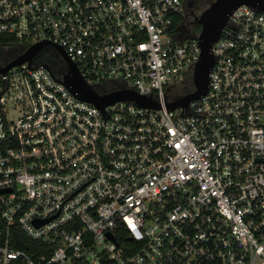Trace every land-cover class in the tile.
Instances as JSON below:
<instances>
[{
  "label": "built area",
  "instance_id": "built-area-1",
  "mask_svg": "<svg viewBox=\"0 0 264 264\" xmlns=\"http://www.w3.org/2000/svg\"><path fill=\"white\" fill-rule=\"evenodd\" d=\"M191 3L0 0L23 53L59 45L99 95L161 105L101 109L35 58L0 71V264H264V12L238 6L208 92L165 110L201 53L175 26Z\"/></svg>",
  "mask_w": 264,
  "mask_h": 264
},
{
  "label": "water",
  "instance_id": "water-1",
  "mask_svg": "<svg viewBox=\"0 0 264 264\" xmlns=\"http://www.w3.org/2000/svg\"><path fill=\"white\" fill-rule=\"evenodd\" d=\"M242 4L250 5L264 12V0H214L195 17V22L201 26L198 35V43L201 48V53L192 76L195 90L173 102H162L165 110H173L178 107L186 108L191 101L204 96L208 92L210 74L214 62L212 46L221 35L222 29L228 21V17ZM46 44L51 43L43 41L31 46L27 51L13 59L6 66L0 67V71H7L11 67L24 62L31 63L35 55ZM51 45L55 46L69 66V72L64 76L62 82L78 98L93 103L101 109L109 104L125 100L135 101L139 106L143 107H161L158 102H155L150 98L125 90L99 95L81 76L76 65L70 60L64 49L56 44ZM0 192H3V190H0Z\"/></svg>",
  "mask_w": 264,
  "mask_h": 264
},
{
  "label": "trees",
  "instance_id": "trees-1",
  "mask_svg": "<svg viewBox=\"0 0 264 264\" xmlns=\"http://www.w3.org/2000/svg\"><path fill=\"white\" fill-rule=\"evenodd\" d=\"M214 0H203L204 6H199V9H202V11ZM190 17V20L184 24L187 21V17ZM185 18L184 17H179L175 21V26L180 24L181 22V28L182 29H190L192 26L195 27V31H190L188 35L190 37H197L199 35V32L201 30V26L195 24L194 17L192 15L188 14ZM187 35V36H188ZM11 43V44H8ZM13 43V44H12ZM17 41L12 37L8 35H0V62L2 64H8L11 62L13 59L17 58L19 55L23 54V48L20 45L16 44ZM13 46H20L22 49V52L19 53H13V52H8L6 50L7 47H13ZM195 90L194 82H193V77L189 76L184 82H182L180 85H178L170 94V98L177 100L183 96H186L190 93H192ZM12 243L14 246L18 249L24 250L28 252L29 254L35 255V250L36 247H41L40 243H36L32 240H30L26 235L20 231L18 227H14L12 229ZM36 256H38L36 254Z\"/></svg>",
  "mask_w": 264,
  "mask_h": 264
},
{
  "label": "flooded vegetation",
  "instance_id": "flooded-vegetation-1",
  "mask_svg": "<svg viewBox=\"0 0 264 264\" xmlns=\"http://www.w3.org/2000/svg\"><path fill=\"white\" fill-rule=\"evenodd\" d=\"M193 4L194 9L197 11L200 5L197 4L196 0L193 2ZM196 11L193 12L192 10L191 13L194 19L197 15H199ZM195 24L199 25L198 23ZM190 29L191 31H195L194 26H192ZM190 29H182L181 25H176V30L178 31V36L180 37H186L189 32H191ZM34 58L37 63L46 65L56 76L60 78H64V76H66L69 72L68 63L55 48V46L51 44L44 45Z\"/></svg>",
  "mask_w": 264,
  "mask_h": 264
},
{
  "label": "rangeland",
  "instance_id": "rangeland-1",
  "mask_svg": "<svg viewBox=\"0 0 264 264\" xmlns=\"http://www.w3.org/2000/svg\"><path fill=\"white\" fill-rule=\"evenodd\" d=\"M195 0H192V3H191V5L188 7V9H189V11H188V14H190L191 15V13H192V10H193V12H195L196 10L194 9V7H193V2H194ZM196 2H197V4H199V5H201V6H204V2H203V0H196ZM196 5V4H195ZM198 14H200L201 12H202V9H198L197 11H196ZM190 20V17H189V15H188V17H187V21L184 23V24H186L188 21ZM186 37H190V35H188V36H186ZM6 50L8 51V52H13V53H19V52H22V49H21V47L20 46H13V47H7L6 48ZM169 96H170V94H169Z\"/></svg>",
  "mask_w": 264,
  "mask_h": 264
}]
</instances>
